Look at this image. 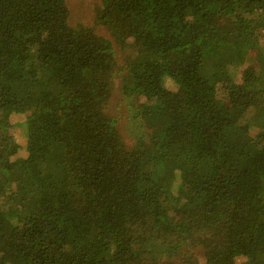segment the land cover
I'll use <instances>...</instances> for the list:
<instances>
[{"label": "trees", "instance_id": "trees-1", "mask_svg": "<svg viewBox=\"0 0 264 264\" xmlns=\"http://www.w3.org/2000/svg\"><path fill=\"white\" fill-rule=\"evenodd\" d=\"M91 2L0 0V264H264V0Z\"/></svg>", "mask_w": 264, "mask_h": 264}, {"label": "rangeland", "instance_id": "rangeland-1", "mask_svg": "<svg viewBox=\"0 0 264 264\" xmlns=\"http://www.w3.org/2000/svg\"><path fill=\"white\" fill-rule=\"evenodd\" d=\"M67 4L70 9L69 19L72 23L75 21H83L86 24L94 25L91 23L92 22L91 12L93 10V3L91 2V0H67ZM99 30L102 32L103 30L102 27H99ZM112 45L114 47L115 52L117 53L118 61L121 60L124 54H126V52H122V50L118 49L114 43ZM163 82H165V84L169 88L174 87L170 79H168L166 76L164 77ZM171 84L173 86H171ZM9 120L12 123V126L8 129L9 134L11 135L13 140L21 144L24 140L23 126H21V122H24V117L21 114L11 113ZM19 151L20 152L17 155L24 154L22 150ZM242 259L243 257L236 258L235 264H237V262Z\"/></svg>", "mask_w": 264, "mask_h": 264}]
</instances>
